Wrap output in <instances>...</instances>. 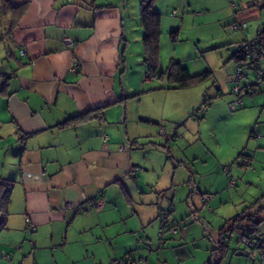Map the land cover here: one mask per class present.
Wrapping results in <instances>:
<instances>
[{
	"label": "crops",
	"instance_id": "0c3cea01",
	"mask_svg": "<svg viewBox=\"0 0 264 264\" xmlns=\"http://www.w3.org/2000/svg\"><path fill=\"white\" fill-rule=\"evenodd\" d=\"M141 3L0 0L2 18L9 22L3 37L8 50L0 53V179L12 185L0 229V264H8L2 252L10 255V264L126 259L130 264H210L214 253L202 250L204 239H187L185 231L179 237L177 231L161 246L156 237L160 223L153 219L166 207V200L158 198L166 194V177L163 170L153 178L154 164L137 148L166 139V128L159 126L166 117V102H160L166 97V77L150 75L145 64ZM231 3L239 4L232 9ZM176 9L185 16L182 22L195 11L219 23L222 12L228 13V29L234 22H255L254 31L247 28L230 40L234 45L255 40L264 29V0H155L161 32L166 27L162 16ZM261 51L264 69V45ZM175 60L192 75L211 72L205 63L192 70ZM158 66L166 69L159 54ZM244 71L246 94L254 104H264V83L254 80L247 64ZM236 97L242 105L241 94L240 103ZM84 114L90 118L60 126ZM243 158L239 165H250L251 157ZM98 200L100 208H88ZM27 217L34 232L26 231ZM140 227L142 239L136 233Z\"/></svg>",
	"mask_w": 264,
	"mask_h": 264
},
{
	"label": "rangeland",
	"instance_id": "374dc122",
	"mask_svg": "<svg viewBox=\"0 0 264 264\" xmlns=\"http://www.w3.org/2000/svg\"><path fill=\"white\" fill-rule=\"evenodd\" d=\"M181 14L176 9L175 17L167 12L162 16L166 27L159 38V61L161 58L168 67L171 61L182 59L192 70L206 64L212 78L189 90H168L172 85L166 81V97L160 100L166 102V117L159 125L166 128V139L137 148L141 157L146 156L154 164L157 172L153 178H159L163 170L166 177V194L158 197L166 200V207L153 219L160 223L156 237L162 215L171 210L167 224L174 226L178 234L185 231L187 239H204L202 250L214 253L210 264L222 259V264H264L257 253L247 252L239 242L238 232L230 228L233 219L264 208V104H254L251 95L246 94L244 77L235 75V45L231 42L238 40L240 32L228 29L229 14L222 12L220 23L215 16L200 18L199 11L182 22L185 16ZM8 25L7 17L3 20L0 12V53L8 50L9 44L3 38ZM256 26L255 22L247 23L248 32ZM176 30L173 40L170 35ZM223 42L230 44L221 45ZM236 85L244 102L240 106L232 94ZM187 93L192 96L187 97ZM192 104L196 106L190 109ZM203 106L207 107L205 112L200 111ZM244 156L251 157L246 167L239 165ZM201 194L209 196L207 204L199 201ZM255 219L261 220L259 228L264 234V212ZM138 230L137 238L142 239L141 227ZM172 236L176 235L165 233V239ZM2 237L0 233V240Z\"/></svg>",
	"mask_w": 264,
	"mask_h": 264
},
{
	"label": "trees",
	"instance_id": "16d2710c",
	"mask_svg": "<svg viewBox=\"0 0 264 264\" xmlns=\"http://www.w3.org/2000/svg\"><path fill=\"white\" fill-rule=\"evenodd\" d=\"M155 0H142L140 6V22L144 29L143 36V49H144V61L148 68L150 75L157 74L158 78L166 77V81L172 86H168L170 89H186L191 88L195 85L201 84L211 77V72L206 71L201 74L192 75L187 68L183 67L179 62L171 61L169 66L164 70H159L158 66V54H159V38L161 35L160 31V15L155 13L153 10V4ZM256 4L258 0H255ZM21 11L22 9H18ZM17 10V11H18ZM178 31L171 32V38L176 40ZM260 54H262L261 46L264 45V29L259 33L257 38ZM252 40V41H255ZM236 62H242L243 56L238 53L233 55ZM90 118L89 114L80 115L78 117L67 120L60 124V126L69 125L72 121L80 118ZM11 182L3 181L0 179V229L4 227L6 216L8 214V204L10 201ZM264 212V208H261L256 214L241 216L237 219H233L231 230L237 231L246 237H252L259 243L264 242V234H261L259 229L260 220H256L255 217ZM231 231V232H233ZM223 244V243H222ZM224 247V244H223ZM251 254L255 251H247ZM222 260L215 264H222Z\"/></svg>",
	"mask_w": 264,
	"mask_h": 264
},
{
	"label": "built area",
	"instance_id": "2783aa9c",
	"mask_svg": "<svg viewBox=\"0 0 264 264\" xmlns=\"http://www.w3.org/2000/svg\"><path fill=\"white\" fill-rule=\"evenodd\" d=\"M238 6L237 3H231L230 4V8L232 9H236ZM175 14V11L172 12L171 16H173ZM230 29L232 31H245L247 29V24L246 23H238V22H234L230 25ZM67 44H72L70 41H67ZM235 52L238 54H241L244 58V60L241 62H236V67H235V74L237 76H242L243 75V68L245 67V64H247L254 72V80L256 82H264V69H261L259 67V61L261 58V54L259 51V46H258V40L255 41H243L240 43L235 44ZM20 54H23L24 51H20ZM76 71V67L73 66L71 68V72H75ZM0 78H1V73H0ZM232 92L233 94H235L236 96H238L241 94L240 88L238 85L234 86L232 88ZM238 103H240V98L238 99ZM206 106H203L201 108V110H205ZM138 170V168H134L131 171V174L135 173ZM225 173H227V170L224 169L223 170ZM201 201L203 203H206L208 200V197L206 195L201 196L200 197ZM102 205L101 201H97L96 203H91L90 205H88V208H100ZM170 210L166 211L162 216V222L159 228V232H158V240H159V244L161 246H164L166 244V239H165V233L166 232H171L172 234H176L177 233V229L174 228V226H169L167 224V216ZM26 231L28 233L34 232L35 231V226L31 223L30 218H26ZM239 242L242 243L245 246V249L247 248L249 251H255V253L258 254V257L260 259V261H264V242L259 243L257 240L253 239L252 237H246L243 236L242 234H239ZM33 242H31L32 245ZM1 259H3L4 261L8 262V264H10V255L3 253L1 254ZM114 264H130V259H126V260H116L114 262Z\"/></svg>",
	"mask_w": 264,
	"mask_h": 264
}]
</instances>
